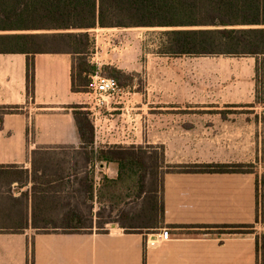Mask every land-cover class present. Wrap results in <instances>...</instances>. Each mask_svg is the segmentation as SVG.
<instances>
[{
    "label": "crops",
    "instance_id": "0c3cea01",
    "mask_svg": "<svg viewBox=\"0 0 264 264\" xmlns=\"http://www.w3.org/2000/svg\"><path fill=\"white\" fill-rule=\"evenodd\" d=\"M108 30L92 32L98 38V33ZM72 66L73 57L68 54L37 55L35 93L29 99L27 57L0 54V107L24 108V113L3 117L0 170H17L28 178L0 180V264H260L264 214L259 212L257 188L261 190L264 181V113L204 115V110L226 111L205 108L200 102L155 105L148 108L143 121L135 113L136 125L127 134L112 131V126H106L107 118L101 119L100 127L94 123L96 148L143 146L163 155V226L128 232L113 223L77 234L32 227L33 153L61 147L78 151L81 147L73 107L87 109L88 95L72 91ZM125 95H132L129 89ZM127 104L135 112L143 110L133 102ZM258 106L264 109V101L250 104L247 110L255 112ZM107 110L117 109L111 105ZM195 165L253 168L246 173L171 171V167ZM89 169L80 170L67 191L57 187L56 195H69L73 203H90L86 187L80 184ZM95 174L96 181L104 176L114 180L118 167L97 164ZM27 221L29 228L19 230ZM245 226H251V232L232 228Z\"/></svg>",
    "mask_w": 264,
    "mask_h": 264
},
{
    "label": "trees",
    "instance_id": "16d2710c",
    "mask_svg": "<svg viewBox=\"0 0 264 264\" xmlns=\"http://www.w3.org/2000/svg\"><path fill=\"white\" fill-rule=\"evenodd\" d=\"M113 28L167 29L160 33L157 52L164 57L264 59V0H0V54L27 57L29 99L35 93V57L39 54L73 57L74 93L87 94L91 76L97 73L115 79L124 89L133 87V73L115 66L99 67L88 60L96 45L92 31ZM0 112L2 129L5 115L24 113V108L0 107ZM73 117L81 141L80 150L61 147L33 153L36 187L32 227L69 234L90 232L95 227L105 229L107 224L118 223L111 216L122 206L134 207L133 214L124 213L130 227L123 228L128 232H145L142 230L163 226V155L143 146L96 148L94 122L85 106L73 107ZM105 163L118 167V177L111 180L104 176L96 181L95 166ZM84 168L89 170L80 184L86 187L90 203H73L69 195L58 197L57 187L61 190L64 186L67 191L68 184L77 180ZM171 168L173 172L183 173H246L253 166ZM257 203L259 212L264 214V181L263 188H257ZM82 206L87 213H83ZM107 209L110 217L105 216ZM53 212L59 213L57 217ZM19 228H29V221ZM232 228H246L245 232H251L252 227ZM258 249L260 264H264V240Z\"/></svg>",
    "mask_w": 264,
    "mask_h": 264
},
{
    "label": "rangeland",
    "instance_id": "374dc122",
    "mask_svg": "<svg viewBox=\"0 0 264 264\" xmlns=\"http://www.w3.org/2000/svg\"><path fill=\"white\" fill-rule=\"evenodd\" d=\"M166 30L113 28L98 33V38L97 33L93 32L96 45L88 58L89 62L99 67L115 66L135 75L134 86L127 88L132 95H123V99L114 100L112 105L116 111H103L102 119L107 118L106 126H112L115 133L127 134L136 125L133 114H141L140 121H143L149 113V107L163 106L167 102H181L187 106L200 102L205 108L217 107L220 111H226L220 113L204 110V115L215 113L247 116L264 113V109L259 106L255 112L247 110L250 104H258L264 99V59L258 61L251 57L160 56L157 54L160 33ZM86 98L89 102L90 97ZM128 101L133 102L136 107L140 105L143 110L135 112L127 104ZM101 123L102 120L99 119L95 125L100 127ZM0 180L25 181L26 177L17 170H0ZM158 183L160 187V181ZM81 208L88 212L86 207ZM126 211L133 214L134 207L122 206L115 211L111 218L118 223L114 224L122 228L130 227V222L124 216ZM109 212L107 209L106 217H110Z\"/></svg>",
    "mask_w": 264,
    "mask_h": 264
},
{
    "label": "built area",
    "instance_id": "2783aa9c",
    "mask_svg": "<svg viewBox=\"0 0 264 264\" xmlns=\"http://www.w3.org/2000/svg\"><path fill=\"white\" fill-rule=\"evenodd\" d=\"M92 84L87 95L90 101L87 104V111L90 113L94 122L102 119V113L107 110L114 100L123 98L128 90L122 88L119 83L113 79L100 75L91 76Z\"/></svg>",
    "mask_w": 264,
    "mask_h": 264
}]
</instances>
